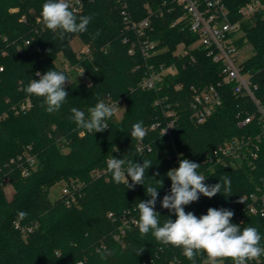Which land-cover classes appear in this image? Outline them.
<instances>
[{
	"label": "trees",
	"instance_id": "trees-1",
	"mask_svg": "<svg viewBox=\"0 0 264 264\" xmlns=\"http://www.w3.org/2000/svg\"><path fill=\"white\" fill-rule=\"evenodd\" d=\"M126 1L134 20L148 17L146 4L154 12L147 34L150 40L159 42L162 51L148 61L140 53L129 54L130 44L123 42L127 31L122 7L115 0H85L84 9L76 15L93 17L87 31L68 34L64 40L39 21L46 0H0V264H192L182 249L158 243L151 233L141 236L137 227L121 242L115 240L120 218L124 212L139 217V201L150 198L145 187H159L157 179H162L156 204L159 219L161 225L168 218L175 220L174 213L160 208V201L171 188L166 173L173 163L167 156L185 153L189 160L201 164L197 169L200 173L207 152L258 129L256 121L238 127L240 119L254 113L255 107L227 85L220 87L223 105L204 123H194L190 113L193 90L217 84L220 65L197 49L188 55L194 56V63L183 67L179 62L174 54L177 46L181 42L191 44L196 37L184 24V11L176 0ZM249 1L223 0L232 18ZM22 16L26 22L21 21ZM97 31L99 36L93 39ZM244 32L254 51L244 66L254 75L258 96L264 102V15H257L253 23L244 26ZM75 39L90 48L91 57L77 58L72 47ZM65 61L81 66L87 81L75 79L65 86L69 94L66 102L59 111L48 113L41 107L42 98L30 96L24 89L32 79H39L37 72L44 74L52 69L65 73ZM147 62L156 67L176 63L178 71L167 76L158 90L143 89ZM107 96L125 104L122 118L108 120V129L102 133L93 135L78 129L70 119L71 108L87 115L88 108ZM159 99L162 106L155 105ZM26 102L32 105L28 111L21 108ZM166 107L177 114L172 138L163 136L160 130H150L156 122L165 124ZM139 121L147 130L143 142L153 149L146 155L136 153L137 141L130 135L132 124ZM81 132L84 136L79 135ZM26 155L35 158L33 167ZM112 156L141 164L143 159L151 160L145 187L127 189L124 183L116 184L107 171V160ZM24 168L29 170L26 177L21 173ZM97 170L102 174L93 175ZM156 172L160 175L153 178ZM224 176L231 180V195H201L185 211H192V205L230 210L241 197L255 191L264 179V144L254 164L239 169L218 168L205 183H219ZM59 183L76 193L75 203L68 204L63 194L50 199L51 189ZM7 184L14 190L10 199L5 193ZM19 211L27 212V217L19 220ZM110 213L114 219L109 218ZM248 226L259 230L263 246L264 218L249 217L240 225L241 229ZM204 258L197 256L196 264ZM226 264L232 261L226 260Z\"/></svg>",
	"mask_w": 264,
	"mask_h": 264
},
{
	"label": "built area",
	"instance_id": "built-area-1",
	"mask_svg": "<svg viewBox=\"0 0 264 264\" xmlns=\"http://www.w3.org/2000/svg\"><path fill=\"white\" fill-rule=\"evenodd\" d=\"M115 1L122 7L121 16L127 31L123 42L130 44L129 54L140 53L146 61L158 55L162 51L158 48L159 42L150 40L147 34L151 25V16L154 14L149 4L145 5L148 17L142 20H134L128 11L127 1ZM69 3L75 14L80 13L85 6V0H69ZM176 3L184 11L182 17L184 24L196 37L191 44L181 42L177 46L174 54L178 57L179 62L183 67L188 63H194L196 61L194 56L189 58L188 55L190 51L197 49L204 51L214 63L220 65V81L217 84L193 90L190 100V113L194 123H204L223 105L220 89L222 85L232 87L238 97L248 98L255 107L254 113L244 119H240L238 127L244 128L256 121L258 129H253L244 135L234 137L205 154L203 170L200 174L205 175L207 180L208 175L218 168L239 169L245 165L254 164L258 159L261 146L264 144V102L258 96L259 85L254 80V75L247 71L244 66V62L248 59L244 58V55L248 50H253L252 45L245 36L244 26L253 23L257 15H264V0H250L239 8L236 18H232L223 0H176ZM182 19L175 21L173 26H177ZM21 21L26 22L27 18L22 16ZM129 33L133 38L129 36ZM27 44H29V41H27ZM76 53L78 59L91 57L90 48L84 45ZM146 65L148 69L141 82V87L147 90H158L167 76L178 71L176 63L162 64L156 67L147 62ZM62 68L71 82L82 72L84 74L81 66L72 65L68 61L63 62ZM0 70L2 71V68ZM71 82H66L65 86ZM179 87L181 86L177 85V88ZM105 102L116 104L117 111H124L125 109V104L122 101H116L111 96H107ZM162 104L163 100L161 99L155 103L157 106H162ZM31 106L29 102H26L21 108L24 111H28ZM117 111L108 120H119L116 116ZM164 117L166 118L164 125L161 122H156L151 125L150 130H160L163 136L172 138L177 127V114L169 107H166ZM79 135L84 136V132ZM135 151L139 155H146L151 153L153 149L150 144L142 142L136 144ZM184 158L189 159L185 153L180 152L167 156V159L173 163L172 168H178L179 160ZM26 161L33 167L35 158L26 155ZM21 173L22 176L26 177L29 174V170L24 168ZM6 182L8 183V180ZM62 194L67 196L68 204L77 201L76 193L68 186L63 187ZM160 208L167 210L161 206ZM155 210L158 211V207ZM207 210L205 207L192 205V212L198 217L206 214ZM230 210L234 212L232 222L240 225H243L249 217L264 218V179H262L255 191L241 197L232 205ZM109 218L114 219V215L110 213ZM138 218L130 212H124L120 218V226L115 234V240L121 242L128 231L137 227L136 221ZM206 259L205 256L200 264H205ZM224 264H226V260ZM249 264H264V256H261L258 261L249 262Z\"/></svg>",
	"mask_w": 264,
	"mask_h": 264
},
{
	"label": "clouds",
	"instance_id": "clouds-1",
	"mask_svg": "<svg viewBox=\"0 0 264 264\" xmlns=\"http://www.w3.org/2000/svg\"><path fill=\"white\" fill-rule=\"evenodd\" d=\"M92 18L90 15L77 17L69 0H46L40 13V23L47 30L56 33L60 40H64L68 34L86 32ZM98 36L99 31L92 38ZM36 76L39 79H32L24 91L30 96L42 98L41 107H45L48 113L59 111L69 96L65 84L71 81L64 72L52 69L44 74L37 72ZM70 111V119L75 122L76 127L94 135L108 129L106 121L114 116L117 105L98 99L94 107L87 109V115L85 111L75 107ZM130 135L137 143L143 142L147 135L143 121L132 124ZM152 165L151 160L143 159L141 164L112 156L107 160V171L111 173L116 184L124 183L127 189H134L136 185L145 187V176ZM200 165L184 158L179 160L178 168L169 169L166 173L171 180V188L160 204L162 208L175 214V220L168 218L161 225L160 214L155 210L159 197L158 189L163 187V180L157 179L159 187H145V194L150 198L139 201L137 205L139 218L136 226L139 233L141 236L151 233L158 243L182 249V254L192 261V264H196L197 256H206L205 264H224L225 260H231L232 264L258 261L264 256L259 230L254 226L241 229L240 224L232 222V210L210 207L206 214L199 217L192 211H185V207L197 202L201 195L207 198H213L217 194L231 195V180L228 176L220 179L219 183L208 185L205 183L206 176L197 171ZM159 175V172H156L153 178ZM27 215L24 211L17 214L19 220L25 219ZM143 251L142 249L138 255Z\"/></svg>",
	"mask_w": 264,
	"mask_h": 264
},
{
	"label": "rangeland",
	"instance_id": "rangeland-1",
	"mask_svg": "<svg viewBox=\"0 0 264 264\" xmlns=\"http://www.w3.org/2000/svg\"><path fill=\"white\" fill-rule=\"evenodd\" d=\"M82 44L80 42L79 39H75L73 42H72V47L74 50L78 51V50H81L82 49ZM254 54V51L253 50H248L246 52V54L244 55V58H249L251 57L252 55ZM60 60H61V56H59ZM77 80H82V81H87V78L84 74H80L78 77H76ZM117 119H121L122 116H123V110H120V111H117ZM102 172L100 170H97L96 172H93V175H101ZM64 184L62 183H59L57 184L55 187H53L50 191V199L51 200H55L56 198H59L62 194V188H63ZM5 193L7 195V198L10 199L13 195V188L7 184L6 187H5Z\"/></svg>",
	"mask_w": 264,
	"mask_h": 264
},
{
	"label": "crops",
	"instance_id": "crops-1",
	"mask_svg": "<svg viewBox=\"0 0 264 264\" xmlns=\"http://www.w3.org/2000/svg\"><path fill=\"white\" fill-rule=\"evenodd\" d=\"M14 193V192H13Z\"/></svg>",
	"mask_w": 264,
	"mask_h": 264
}]
</instances>
